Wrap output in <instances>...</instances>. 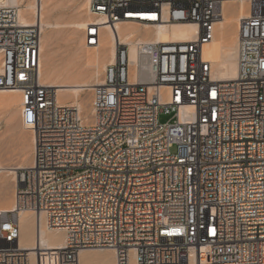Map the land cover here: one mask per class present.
Returning a JSON list of instances; mask_svg holds the SVG:
<instances>
[{
    "label": "built area",
    "instance_id": "1",
    "mask_svg": "<svg viewBox=\"0 0 264 264\" xmlns=\"http://www.w3.org/2000/svg\"><path fill=\"white\" fill-rule=\"evenodd\" d=\"M225 1L90 0L87 46L122 22L199 30L189 41L136 37L137 61L119 41L83 115L41 82V25L0 6V88L21 91L35 135L32 164L16 169L15 210L0 212V264L27 260L23 209L65 233L59 264L88 249H113L115 264H264V0H249L238 74L222 81L203 49Z\"/></svg>",
    "mask_w": 264,
    "mask_h": 264
},
{
    "label": "bare ground",
    "instance_id": "2",
    "mask_svg": "<svg viewBox=\"0 0 264 264\" xmlns=\"http://www.w3.org/2000/svg\"><path fill=\"white\" fill-rule=\"evenodd\" d=\"M56 1L57 0H0V6H18L20 8V17L22 23H24L26 26L34 25L36 23L41 25L42 36L39 70L41 82L56 89L57 100L59 103L78 106L81 115L86 113V105L80 100L81 91H83V88L93 90L96 85L102 84L103 80L97 78V76L100 75V67H103L105 70L109 64H112L116 61V45L119 41L130 44L131 59L132 61H137L138 54L137 43L135 41L136 37H139L140 41H189L197 37L199 30L198 24L193 22L161 24L156 27L142 26L133 22H122L117 25V32L112 30L111 27L104 25L103 31L106 33V38L102 39L98 45V50H95L91 56L87 57V61L84 60V63L86 64L89 61L88 65L90 63L94 70L90 71L89 75H75L74 73L76 71L72 73L69 62V64L65 65L64 67L57 68L50 66V64L53 63H51L52 60L48 62L45 61V63L43 61L44 54L42 52L44 48L46 49V39H44L43 31L50 24V22L47 21L48 18H46L45 11L46 7H49L52 2ZM89 3L90 0H87L86 2L84 1L83 4L85 7L88 6L89 8ZM234 3H238V13H235L234 11ZM249 6V0H226L224 2L223 17L216 24L215 37L210 43L206 44L203 49L204 58L212 62V75L215 79L227 81L233 80L237 77L238 32L232 37L230 35V26L233 24V22H236L238 31L239 20L241 18L247 17L250 14ZM91 20L92 19L87 18L86 21L76 24L86 25L88 21ZM48 39L53 41V39H50V37H48ZM46 46L48 47L49 44ZM51 52L54 53L53 50ZM48 53L45 54L49 56ZM53 53H50L49 57H51ZM107 56L108 60L104 61ZM81 68L83 67H80V69ZM80 69L78 68V70ZM87 69H89V66H86V69L84 70L87 71ZM94 77H96V80L91 81V78ZM22 100V94L19 89L0 88V106L7 107V109H10V111L21 113V109L16 106V102H19V105L22 108ZM31 138L34 149L35 135L33 132ZM17 167L19 166L15 164L4 165L0 158V172H9L14 176V174H17ZM15 206L16 205L14 203L9 208L0 210V212L15 210ZM29 212L35 216V222H33L27 214ZM19 221L21 226L19 245L21 251L28 252V257L30 260L29 264H59L58 248L65 244V233L61 230H53L48 228L44 220V215L40 216V213H36L29 209H23L19 211ZM105 253L108 254L103 255ZM97 257L100 259L99 264L116 263V253L113 249H94L81 251L79 262L77 264H82V262L86 259Z\"/></svg>",
    "mask_w": 264,
    "mask_h": 264
},
{
    "label": "rangeland",
    "instance_id": "3",
    "mask_svg": "<svg viewBox=\"0 0 264 264\" xmlns=\"http://www.w3.org/2000/svg\"><path fill=\"white\" fill-rule=\"evenodd\" d=\"M84 1L87 0H57L52 2L49 7H46V18L50 24L43 31L45 41V47L43 50V61L45 63L52 60L50 66L62 68L70 63V69L72 73L75 71L76 74L89 75L90 71L94 70L93 66L88 62L84 63V60H88L87 57L91 56L95 50H98V45L95 47L87 46L85 40L84 28L86 25H77L76 23H82L88 19H94L93 15L88 11V6H84ZM55 3V4H54ZM85 7V8H84ZM238 3H234V11L238 13ZM88 11V12H87ZM54 26H53V24ZM62 23V24H61ZM52 24V26H51ZM59 24V25H58ZM52 27V28H51ZM42 29V28H41ZM46 32V33H45ZM51 32V33H50ZM236 22H233L230 26V35L233 37L237 34ZM49 33V34H47ZM47 34V35H46ZM46 36V38H45ZM48 37H50L49 40ZM106 38L104 32L103 39ZM49 40V41H47ZM102 41V40H101ZM49 46L47 47L46 45ZM52 45V46H51ZM47 50V51H46ZM54 51L51 52V51ZM49 52V53H48ZM50 53H53L51 57ZM47 57H46V56ZM108 60V56L104 61ZM71 61V62H70ZM73 61V62H72ZM78 61V62H77ZM69 62V63H68ZM80 62V63H79ZM85 65H84V64ZM89 66V69H86ZM91 66V68H90ZM80 67H83L80 69ZM78 68L80 70H78ZM88 68V67H87ZM83 69V70H82ZM78 71V72H77ZM83 72V73H82ZM105 70L100 67V75L97 78L104 79ZM95 81L96 77L91 78V81ZM80 100L86 105L85 112L89 113L91 103L93 100V90L83 88L81 91ZM16 106L21 109L19 102H16ZM85 113V114H86ZM172 114H161L160 121L167 122L172 119ZM32 131L26 129L22 123L21 113L10 111L7 107L0 106V158L4 165L15 164L19 167H27L32 163L33 159V142H32ZM175 152L176 148H172ZM22 165V166H21ZM18 184V175L9 172H0V210L9 208L15 203V193ZM31 220L35 222V216L29 212L27 213ZM94 250V249H88ZM93 252V251H90ZM26 253L27 260L24 264H29L28 252ZM105 253L103 255H107ZM100 259L90 258L82 262V264H99Z\"/></svg>",
    "mask_w": 264,
    "mask_h": 264
}]
</instances>
